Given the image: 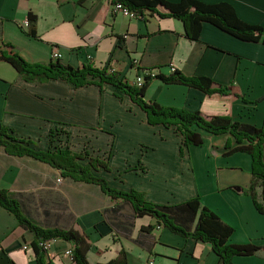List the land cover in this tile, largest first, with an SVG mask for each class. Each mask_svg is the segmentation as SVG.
<instances>
[{
  "label": "crops",
  "instance_id": "obj_1",
  "mask_svg": "<svg viewBox=\"0 0 264 264\" xmlns=\"http://www.w3.org/2000/svg\"><path fill=\"white\" fill-rule=\"evenodd\" d=\"M200 1L229 2L243 21L264 26V0ZM30 29L34 36L28 34ZM7 42L28 62H48L57 48L65 64L109 65L129 82L144 69L168 75L175 68L186 76L232 84L233 94L207 95L153 79L144 98L264 127V45L238 40L209 23H203L197 40H190L180 20L112 14L108 0H0V48ZM0 126L30 140L37 150L60 144L106 161L109 170L94 171L95 176L118 190L141 191L154 204L198 196L232 227L230 243L259 248L254 254L233 256V264H264V215L240 189L251 182V157L242 151L227 153L226 141L236 145L228 133L201 131V145L184 146L174 127L150 125L145 113L111 85L26 81L3 60ZM0 189L42 227L78 225L90 239L89 264H105L121 250L127 264H222L209 243L161 226L144 230L155 219L134 217L129 203L111 199L94 183L62 177L49 164L9 154L2 147ZM32 241L33 233L0 206V264H37ZM70 250L68 241L49 240L48 264H73Z\"/></svg>",
  "mask_w": 264,
  "mask_h": 264
},
{
  "label": "trees",
  "instance_id": "obj_2",
  "mask_svg": "<svg viewBox=\"0 0 264 264\" xmlns=\"http://www.w3.org/2000/svg\"><path fill=\"white\" fill-rule=\"evenodd\" d=\"M108 1L112 6L121 4L140 19H143L145 14H156L161 18L172 17L180 20L184 27V35L190 40H197L203 23H209L238 40L264 45V26L243 21L233 5L226 1L214 3L200 0ZM28 17L33 20L30 14ZM28 34L35 35L33 29H30ZM0 60L9 63L26 81L61 79L73 87L88 84L98 87L111 85L117 93L127 95L145 113L150 125L174 127L182 136L184 146L201 145L203 142L201 131L211 134L228 133L236 145L231 147L230 141H226L227 153L242 151L251 157V182L248 188L240 189L251 196L257 211L264 215V127L234 120L229 115H206L200 111L165 106L144 98L145 91L153 79H159L167 84L193 87L207 95L233 94L232 84L221 85L206 76H186L173 68L168 75L161 73L154 76L145 75L144 82L138 86L134 82H129L109 65L96 67L89 61L81 67H73L61 62L60 59L28 62L8 42L0 48ZM0 147L9 154L26 155L45 162L59 170L62 177L98 185L111 199L129 203L134 217L148 215L154 218L155 223L143 228L144 230L161 226L182 237L209 243L222 264H233V256L250 255L259 250L257 246L249 243H230L232 227L223 222L211 209L202 205L198 196L177 204H154L148 201L141 191L118 190L109 186L105 179L95 176L94 171L109 170L106 161L98 157H89L87 153L71 151L60 144L53 150H37L32 147L30 140L13 136L12 132L3 126H0ZM0 206L11 212L22 227L33 233L31 244L37 264H48L45 257L46 249L42 244L53 239L71 243L70 257L73 264H89L87 252L90 248V239L78 225L68 229L42 227L31 221L19 204L3 189H0ZM105 264H127L124 250Z\"/></svg>",
  "mask_w": 264,
  "mask_h": 264
},
{
  "label": "built area",
  "instance_id": "obj_3",
  "mask_svg": "<svg viewBox=\"0 0 264 264\" xmlns=\"http://www.w3.org/2000/svg\"><path fill=\"white\" fill-rule=\"evenodd\" d=\"M112 13H115V14L116 13H119V14H122L123 16L129 17V18H137V16L133 12L129 11L127 8H125L121 4H115V5H113L112 6ZM51 59H53V60L61 59V53L59 52V50L57 48H54L52 50ZM155 74L156 73L153 72L152 70H149V71L148 70H142L141 71V74L138 75V76H136L133 82L136 85L139 86V85H141L144 82V76L145 75L154 76ZM60 180L61 179L58 178L57 181H60ZM42 245H43V247L45 249H47L48 248V241L43 242Z\"/></svg>",
  "mask_w": 264,
  "mask_h": 264
}]
</instances>
